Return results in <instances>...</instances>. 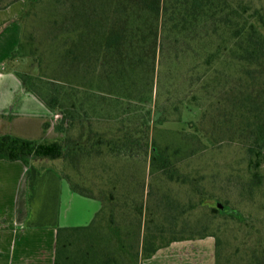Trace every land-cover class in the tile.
Masks as SVG:
<instances>
[{"label": "rangeland", "instance_id": "1", "mask_svg": "<svg viewBox=\"0 0 264 264\" xmlns=\"http://www.w3.org/2000/svg\"><path fill=\"white\" fill-rule=\"evenodd\" d=\"M56 1H59V9L56 10L59 14L51 13L47 8L38 9L26 20L24 27L20 15L25 1L16 0L9 5L18 9L17 18L25 49L20 56L23 59L17 60L16 57V61L14 59L8 65L31 80L32 88L46 98L56 94L63 96L65 92L74 96L82 117V123L65 132L56 128L62 109L50 110L53 126L49 140L62 139L67 144L77 142L86 145L101 133L117 137L123 130L140 127L147 119L150 120L147 122L150 124L149 140L146 146L143 136L146 137L147 133L144 132L138 135L139 143L120 151L115 149L101 154L95 148L68 150L64 160H45L39 168L53 169L78 191L93 194L98 199L108 198L111 192H115L114 188L118 189L121 185L127 187L130 199L138 196L139 202L151 207L157 205L156 201L167 200L169 196L173 204L170 210L164 211L166 217L161 218L159 215L162 212L158 211H154L151 217L152 227L162 228L166 240L176 236L186 237L170 243H175L170 255L172 264H215L214 236L220 238V251L227 255L236 248L243 250L244 247H253L257 241L264 242V198L248 200L243 189L247 181L243 176L246 165L244 150L237 142L229 141V135L238 131L241 123L237 121L235 126L228 123L231 112L227 97L231 83L242 72L243 66L225 55L213 63L212 71H208L212 76H203L206 67L201 65L202 59L221 40L219 34L211 33L213 18L209 16L208 23L206 19L202 23L200 19L187 18L186 31L170 34L164 41V55H152L153 58L148 59L149 68H135L133 78L127 84H121L122 78H119V89L115 91L108 87L92 90L68 81L67 70L70 68L67 63L53 65L46 69V75L41 73V77L35 55L30 52L43 55L59 29L70 25L78 14L87 18L103 11L107 14L112 5L109 2L101 4V1L91 3V0ZM166 1L162 0L161 8L165 5L169 9L174 8V0ZM228 1L235 3L237 0ZM251 1L257 5L264 4V0ZM186 7L182 9L185 14ZM109 38L107 34L104 36L105 40ZM44 58L45 63L51 62ZM213 69L217 70L219 77L211 82ZM80 74H83L82 69ZM152 149H157L156 153L160 149L165 150L172 160L177 161V173L190 175L203 187L202 203L194 205L200 196L192 191L188 183L173 181L164 186L159 168L151 169ZM115 180L117 184H113ZM150 193L151 197L148 196ZM225 200L228 202L225 203ZM214 205L218 211H212ZM114 213V222L108 219V212L98 221V226L108 231L113 225H125L130 232L136 233L135 224L120 222L117 212ZM238 220L245 224L238 223ZM140 240L141 234L132 235L128 243L136 246L139 242L140 246ZM166 255L161 252L156 264H162ZM127 258L130 260L129 256ZM218 264L233 263L222 259Z\"/></svg>", "mask_w": 264, "mask_h": 264}, {"label": "trees", "instance_id": "2", "mask_svg": "<svg viewBox=\"0 0 264 264\" xmlns=\"http://www.w3.org/2000/svg\"><path fill=\"white\" fill-rule=\"evenodd\" d=\"M14 1L16 0H0V9L7 8ZM24 1L25 8L20 15L23 27L26 20L36 14L38 9L47 8L51 10V13L59 14V10L56 11L59 9V1ZM93 1H101V4L109 2L112 6L107 14L103 11L89 18L78 14L77 19L73 20L70 25L59 29L43 55H36V51L30 52L31 55H35L33 58L41 71L39 75L41 73L46 75V69L52 68L53 65L60 66L67 63L66 66L70 68L67 70V79L71 84L77 82L92 90L94 88L104 90L108 87L115 91L119 89L117 86L119 78H122L121 84H127L128 80L133 78L135 68L147 69L149 68L148 59L153 58L152 55L158 53L164 55V41L173 32L175 34L185 32L187 18L195 21L200 19L202 23L206 21L208 23L209 16L212 17L211 33L219 34L221 40L202 59L201 65L206 67L203 76L205 78L212 76L208 74V71H212L213 63L220 61L225 55L242 64L243 70L231 83L227 97L231 112L228 123L233 126L237 121L241 123L238 131L229 135V141L237 142L244 150L246 165L243 176L247 181L243 189L248 200L253 201L256 197L258 200L264 198V4H253L251 0H237L235 3H230L228 0H174V8L169 9L168 5L160 7L162 0H91L90 2ZM165 3H167L166 0ZM187 4L191 7H186ZM184 7L188 9L185 10L187 14L182 11ZM73 10L79 13L76 8ZM84 18L85 21H82ZM86 18L89 20L87 21ZM106 34L110 36L109 40L104 39ZM24 49L21 30L18 48L6 63H11L16 57L24 54L22 53ZM44 56L51 62L45 63ZM81 69L82 75L80 74ZM213 73L214 77L210 80L211 82L219 77L217 70L213 69ZM18 76L26 88L45 103L51 111L56 108L62 109L60 119L56 124L58 130L68 132L77 124L82 123L74 96L65 92L63 96L56 94L46 98L41 92L32 88L31 80L22 74ZM148 121L150 120H145L140 127L131 131L123 130L117 137L101 133L93 142L86 145L77 142L67 144L62 139L35 141L1 135L0 160L21 161L26 166L31 164L40 166L45 163V160H64V155L68 150L95 148L96 152L101 154L115 149L120 151L122 148L139 143L138 135L144 132L147 135L143 136V141L147 146L150 127ZM152 150L151 169L159 168L164 186L173 181L181 184L188 183L192 186V191L200 196L198 203L194 205L202 203V196L205 194V190L202 191L203 187L198 185L197 181L194 182L190 175L177 173V161L172 160L165 150L160 149L157 153V149ZM68 183L73 191L101 201V207L90 224L91 226H98V221L108 212V219L114 222L116 216L114 211L117 212L120 222L137 226L136 233L130 232L125 225L116 224L111 228L114 236L120 237L123 234L124 239L127 237L128 240L132 235L140 236L141 234L140 246L139 242L136 246L128 243L126 252L130 260L128 258L127 264L137 263L140 258L148 259L157 250L168 246L171 242L186 239V237L176 236L166 240L165 231L162 228L152 227L153 218L151 216L155 214L154 211L162 212L163 214L160 213L159 216L163 218L167 215L164 211L172 208L173 202L166 193L167 200H158L157 205L151 207L139 202L138 196L130 199V193H127L125 185L124 187L121 185L122 187L118 189L115 187V192H111L108 198L98 199L93 194L78 191L74 185ZM113 184H117V180ZM148 196L151 197L152 193ZM227 202L228 200H225V203ZM211 209L212 211L219 210L216 205ZM238 223H240L239 220ZM241 223L245 224V222ZM101 231L96 233L95 230L93 237L95 240L105 235V230ZM62 232L72 236L74 228L58 230L55 264H121V252L110 250L106 246L99 245L93 249L87 247L85 251L76 249L72 241L69 246L62 245L60 238ZM214 237L215 264L222 259L226 263L232 262L233 264H264V242L261 240L255 242L253 247H244L243 250L236 248L230 255H227L220 251V238ZM118 240L121 239L118 238Z\"/></svg>", "mask_w": 264, "mask_h": 264}, {"label": "crops", "instance_id": "3", "mask_svg": "<svg viewBox=\"0 0 264 264\" xmlns=\"http://www.w3.org/2000/svg\"><path fill=\"white\" fill-rule=\"evenodd\" d=\"M17 15L14 5L0 9V136L49 140L53 126L50 109L26 88L16 68L6 63L21 38ZM100 207L99 200L73 191L51 168L0 160V264H55L58 230L63 228H74V233L62 232V245L69 246L72 241L76 249L85 251L106 246L120 251V263L127 264V237L114 236L110 228L99 240L93 238L95 230H103L90 225ZM174 246L172 243L133 264H156L161 252L167 254L162 264H172Z\"/></svg>", "mask_w": 264, "mask_h": 264}, {"label": "water", "instance_id": "4", "mask_svg": "<svg viewBox=\"0 0 264 264\" xmlns=\"http://www.w3.org/2000/svg\"><path fill=\"white\" fill-rule=\"evenodd\" d=\"M217 205H218V207H219V208H221V209H222V206H221L220 204H217Z\"/></svg>", "mask_w": 264, "mask_h": 264}]
</instances>
